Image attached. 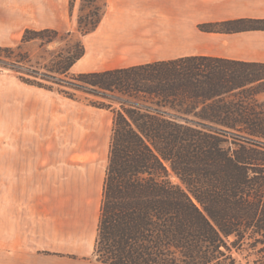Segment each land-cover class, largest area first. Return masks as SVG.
Returning <instances> with one entry per match:
<instances>
[{"label":"trees","instance_id":"1","mask_svg":"<svg viewBox=\"0 0 264 264\" xmlns=\"http://www.w3.org/2000/svg\"><path fill=\"white\" fill-rule=\"evenodd\" d=\"M84 7L75 38L70 30L27 28L19 45L0 46V64L23 67L29 54L21 47L30 41L65 42L44 72L23 67L32 79L22 80L53 91L52 85L70 88L57 89L70 98L88 94L91 106L112 112L91 258L243 264L242 257L244 264H264V62L188 55L73 74L85 52L82 36L97 28L106 0H82ZM200 29L264 30V18Z\"/></svg>","mask_w":264,"mask_h":264},{"label":"crops","instance_id":"2","mask_svg":"<svg viewBox=\"0 0 264 264\" xmlns=\"http://www.w3.org/2000/svg\"><path fill=\"white\" fill-rule=\"evenodd\" d=\"M59 1L0 0V46L19 45L27 28L68 31L66 0ZM236 18H264V0H106L97 28L82 36L84 55L70 71H103L188 55L264 62V42L259 41L264 39V30L226 33L200 29L208 23ZM247 50L251 51L249 56L244 54ZM0 78L18 77L1 74ZM48 92L50 103L59 102L56 92ZM36 99L37 96L30 98ZM25 103L24 110L31 108L29 105L34 101L27 102V107ZM29 123L30 120L25 128L32 127ZM33 169L35 171H25L24 182L16 183L22 187L13 188V195L25 196L27 201L15 202L13 208L4 212L0 210V247L4 248L0 249V264H55V254L47 251L78 256L87 253L89 263L104 264L91 258L97 228L95 220L88 225L89 238H84L86 227L78 215L72 218L67 214L66 222L61 215L56 216L53 226L48 223V211L54 205L36 196L49 192L42 187L40 179L37 187L31 186L32 179L37 175L41 178L46 166L41 164ZM56 205L62 207L63 204ZM67 263L84 264L78 260Z\"/></svg>","mask_w":264,"mask_h":264},{"label":"rangeland","instance_id":"3","mask_svg":"<svg viewBox=\"0 0 264 264\" xmlns=\"http://www.w3.org/2000/svg\"><path fill=\"white\" fill-rule=\"evenodd\" d=\"M58 2L60 3L56 0V3ZM69 4L70 0H66L64 11L69 30L75 38L79 35L76 30V17L80 13H87L88 9L84 7L80 10L82 0L74 1L72 11ZM259 41L264 42V39ZM66 46L65 42L42 47L38 41L25 43L21 48L29 54V59L24 61L22 66H33L44 72L43 66L49 65L56 53L65 50ZM0 54L4 55L3 52ZM244 54L249 56L251 51L247 50ZM23 67L20 68L18 64L13 67L0 64V75L11 74L18 77L0 78V210L4 212L5 209L13 208L15 202L27 201L25 196L13 195V188L22 187L16 183L24 182L25 171H35L33 168L44 164L46 170L40 175L41 178L37 175L32 179L31 186L37 187L40 179L42 187L49 192L36 196L54 205L50 207L52 210L48 211V223L53 226L56 216L61 215L66 222L67 214L72 215V218L78 215V219H81L86 227L84 238H89L88 225L91 220L97 222L109 152L112 112L91 106L89 101L92 97L88 94L76 91L73 98H70L57 93L58 88L73 92L64 86L52 85L54 92L58 94L59 102L50 103L47 98L50 92L48 89L22 80V76L32 79L24 73ZM63 78L69 80V77ZM43 83L51 86L49 82ZM32 91L42 94H33ZM32 96H37V99L30 100ZM29 101H34V104L24 110L23 104L26 102L24 106L27 107ZM29 120L32 127L27 129L25 126ZM16 171L20 173L16 175ZM172 180L176 181V178L172 177ZM16 197H19V200H16ZM58 203L63 204L62 207H58ZM47 252L55 254V264H68L67 262L74 260L91 264L87 253L78 256L67 252ZM62 256L64 258H61ZM237 259L243 264L246 261L242 257Z\"/></svg>","mask_w":264,"mask_h":264}]
</instances>
